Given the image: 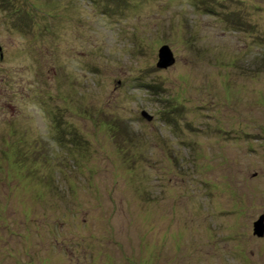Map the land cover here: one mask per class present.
Returning <instances> with one entry per match:
<instances>
[{
	"label": "rangeland",
	"instance_id": "1",
	"mask_svg": "<svg viewBox=\"0 0 264 264\" xmlns=\"http://www.w3.org/2000/svg\"><path fill=\"white\" fill-rule=\"evenodd\" d=\"M191 1L0 0V264H264V0Z\"/></svg>",
	"mask_w": 264,
	"mask_h": 264
},
{
	"label": "trees",
	"instance_id": "2",
	"mask_svg": "<svg viewBox=\"0 0 264 264\" xmlns=\"http://www.w3.org/2000/svg\"><path fill=\"white\" fill-rule=\"evenodd\" d=\"M19 0H2V2L3 3H8V4H10L11 5V8L12 9H15V7L16 6H14V5H12L13 3H15V2H18ZM97 5H101V4H103V3H105V2H112V0H93ZM192 2V5H195L196 3H198L199 1L198 0H192L191 1ZM210 4H212L213 2H209ZM139 5V4H138ZM199 5H197V7H198ZM205 7H207V5H206V3H203V7L201 8V9H203V8H205ZM18 12V11H17ZM236 16H238V17H240V18H242V15H241V13L239 12V11H234L233 12ZM237 20L239 21V23L237 22V24L239 25L240 24V19L239 18H237ZM34 23H36V21L34 20ZM237 24H235V25H237ZM251 27H253V26H251ZM0 55H1V53H0ZM253 56V55H252ZM257 56V55H256ZM254 57V56H253ZM259 58H263V57H259ZM258 58V59H259ZM249 59H252V58H249ZM256 62H258V61H256ZM168 114V113H167ZM168 119L170 120L171 119V117H170V115H168ZM58 124H59V126H60V129H61V125H62V123H61V121H58ZM20 135V134H19ZM68 135L69 136H71V137H73V139L72 138H69V136L67 137V135H66V138H67V141H65V143H63L64 144V146H63V148H67V150H68V139H72V140H69V142L71 143V142H73V141H75V140H77V138H76V136H81V134L77 131V130H75L74 128H73V130H70V129H68ZM52 137V139H53V141H54V143H55V145H57V146H61V140H63V136L65 137V135H51ZM82 137V136H81ZM80 137V138H81ZM83 141L86 143V141L83 139ZM23 146L24 145H22V142L21 141H19V143L17 144V151H18V158H19V156H20V154H22V148H23ZM86 148V149H85ZM85 148L83 149V150H86L85 152H87L88 151V149H89V146L87 145V143H86V146H85ZM82 155H84V152H82ZM30 172H38L39 170L38 169H31V170H29ZM53 171H55L56 172V170H53ZM61 172H65L66 173V175L68 174V171H65V170H60L59 172H58V174H57V177L58 178H62V176L59 174V173H61Z\"/></svg>",
	"mask_w": 264,
	"mask_h": 264
},
{
	"label": "water",
	"instance_id": "3",
	"mask_svg": "<svg viewBox=\"0 0 264 264\" xmlns=\"http://www.w3.org/2000/svg\"><path fill=\"white\" fill-rule=\"evenodd\" d=\"M0 53L2 56L3 54H2L1 46H0ZM174 63H175V57L170 47L168 46L162 47L159 51V61L157 66L161 69H167L171 67ZM143 117L149 120L151 119V117L146 113L143 114ZM254 233L258 237L261 238L264 237V215H262L259 218V220L256 221V223H254Z\"/></svg>",
	"mask_w": 264,
	"mask_h": 264
}]
</instances>
